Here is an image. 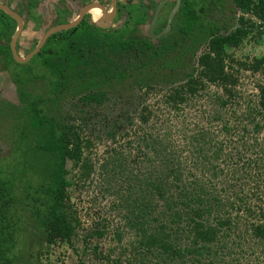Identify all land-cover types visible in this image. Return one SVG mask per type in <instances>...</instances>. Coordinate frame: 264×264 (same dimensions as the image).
Returning a JSON list of instances; mask_svg holds the SVG:
<instances>
[{
	"label": "trees",
	"instance_id": "1",
	"mask_svg": "<svg viewBox=\"0 0 264 264\" xmlns=\"http://www.w3.org/2000/svg\"><path fill=\"white\" fill-rule=\"evenodd\" d=\"M28 1L30 6L35 5L36 8L38 0H35L36 4H33L34 0ZM232 1L237 9L264 20V0ZM197 6V0H187L179 10L178 17L172 23V29L176 28L177 39L169 38L171 41L165 43V40L159 48L150 41L144 43L141 50L146 52L151 49L153 59L142 62L140 67L135 66L134 71H137L142 84H147L143 83L147 75L138 71L149 68L157 60L169 57L171 63L163 67L167 69V74L163 76L166 82L188 79L180 86L171 88V94L166 98L173 104L171 108L175 117H179L178 112H184L181 104H186V95L192 96L190 102L193 98L196 102L197 97L200 98L201 92L206 88L203 77L209 83L222 86L223 94H216L210 108L199 111V123L190 126L187 118L185 123L179 125L176 132L180 143L172 139L175 135L169 130V126L163 135L147 134L141 138L140 153L146 157V163H149L152 170L144 177H139V172L129 179L125 178L129 191L128 197L124 199L125 225L134 232L135 241L129 248L131 253L125 249L120 252L118 250L117 253L112 249L103 255L95 247L92 252L98 258L102 257L105 264H229L225 257L236 252L240 258L243 257V247L250 244L249 240L264 246V191L261 185L255 183L254 176L264 175V141L253 139L260 140L255 135L264 131V88L261 89L257 103L239 97L237 90L235 91L237 77L226 71L225 47L238 44L247 30L240 28L232 36L222 37L216 23L206 18L211 5L206 6L201 2L199 9ZM145 8L133 7L129 10L130 19L139 24L151 21L154 8ZM65 16L66 14L60 16L57 22L64 23ZM3 18L4 14L0 13V27L8 37L14 33L15 26L3 23ZM163 18V15L159 18L157 32L166 24ZM240 22L244 25V18ZM2 33L0 30V37ZM106 33L84 21L75 28L53 34L35 57L44 66L55 71H60L62 65L72 67L71 72L77 74L75 76H81L85 91H89L84 100L101 103L105 97L103 89H111L116 83L121 86L124 80L116 72L119 60L116 59L114 64L110 59L113 48L109 51L107 48L111 46V34ZM119 33L115 48L125 45L132 48L138 44L134 39L126 41L122 36L124 31ZM206 42L211 53L201 56L199 65L202 69L198 77L194 78V70L188 69L191 62L189 57L191 59L200 45ZM0 55L16 62L9 42L8 46L0 45ZM17 64L23 72H28L25 68L27 64ZM263 64L264 58H261L249 67L258 70ZM90 77H95L92 84L84 81V78L90 80ZM137 86L142 87L138 81ZM93 91L97 92L92 93ZM144 110L148 112L147 107ZM31 112L30 123L40 131L46 130L49 137L39 145V154L36 156L47 158L53 153L58 154L55 162L57 170H53L54 162L48 164L49 168L36 190L37 194L22 197L15 190L18 177L0 170V264H35L39 256L36 253L37 246L29 244H33L34 239L41 238L37 236L41 229L44 240L51 244L57 240L70 242L79 222L73 214L72 204L67 203L69 185L65 179L67 172L62 166V160L68 156L78 165L83 145L75 142L72 150L69 149L70 138L55 130L53 120L40 117L36 109ZM204 117L206 121L203 120ZM147 118L143 114V119ZM167 121L165 124L169 125V119ZM238 131L249 137L254 134L252 143L247 146L251 152L254 151V157L250 156L246 160L245 154H242L245 152H240V148L230 146L221 138L224 137L223 134L230 136ZM109 135L114 137L115 133L110 132ZM23 136L25 141L28 138L25 130ZM85 143L92 145L88 141ZM176 147H179L177 152ZM120 160L121 156L115 159ZM29 164L30 162L27 168ZM22 166L25 167L24 164ZM84 167V176H89L88 164L85 163ZM213 180L215 183L211 182ZM32 189L31 184L23 183L22 194H28ZM262 201L259 205L252 204ZM241 213L246 218L241 217ZM105 228V225H99L87 233L85 238H102ZM234 233L237 236L233 239ZM118 237L122 240L121 232Z\"/></svg>",
	"mask_w": 264,
	"mask_h": 264
},
{
	"label": "rangeland",
	"instance_id": "2",
	"mask_svg": "<svg viewBox=\"0 0 264 264\" xmlns=\"http://www.w3.org/2000/svg\"><path fill=\"white\" fill-rule=\"evenodd\" d=\"M9 1L16 10L25 14V30L18 40L17 48L19 55L25 57L36 47L42 36L58 23L56 9L60 5L65 6L66 2L69 8L73 6L75 10L69 18L72 19L76 17V10H79L87 0H41L42 3L34 0L33 4L38 3L36 8L35 5L30 6L28 0ZM105 1L109 2V0ZM160 1L119 0L120 12L115 21L110 22L106 28L101 27L107 32L106 34H111H109L111 46L107 50L113 48L110 52V59L114 61V64L116 59L119 60L116 63V72L118 76L124 78L121 86H117L116 83L111 89H103L105 97L101 103L84 100L89 91H85V86L81 83L83 79L80 78L81 76H75L77 74L71 72L72 67L70 66L62 65L60 71H55L44 66V63L35 57L24 63L27 64L25 65L28 69L26 73L14 60L5 61L0 56V170L18 177L15 183L16 193L20 197L36 195V190L42 184V179L49 168L48 164L54 162L53 170H57L55 162H57L58 154L53 153L47 158L36 156L39 154V145L46 142L49 137L46 130L40 131L30 123L32 109H36L40 117L53 120L56 125L55 130L70 138L69 149L72 150L75 142L83 145L82 158L78 165L73 158L68 156H64L62 160V166L67 172L65 179L69 185L67 203L72 204V210L75 212L73 214L79 221L76 232L70 242L57 240L51 244L44 240L41 229L37 235L41 238L34 239V243L29 244L37 246L36 253L39 256L35 264H105L102 257L98 258L92 252L95 247H98L103 255L112 249H115L117 253L123 249L130 250L131 244L135 241V234L125 225L124 205L126 203L124 199L129 195L125 178L129 179L132 175H138L139 172L141 174L138 176L144 177L152 170L149 163H146V157L140 153L141 138L147 134L163 135L169 126L171 127L169 130L175 135L171 136L172 139L178 141L180 137L176 131L179 125L185 123L187 118L190 126L199 123L201 121L199 111L210 108L216 94H223L222 86L209 83L203 77L206 88L201 92L200 98L198 96L197 102L194 98L190 102L192 96L186 95V104H181L184 112L176 113L179 117H175L173 115L175 112L171 108L173 104L166 98L171 94V88L180 86L188 79L184 78L172 83L167 80L166 82L163 76L167 74V69L163 67L171 63L169 57L162 61L157 60L151 63L149 68L138 71L147 75L143 81L147 84H142L134 68L135 66L140 67L141 63L149 58L152 60L154 55L151 49L143 52L142 46L150 41L156 48H159L165 40L166 43L171 41L169 38L177 39L176 28L173 27L169 34H166L165 39L151 40L147 35L150 20L145 24H139L136 20L130 19L129 10L133 7L146 9V6L153 9ZM178 1L183 4V1L187 0H171V5L168 6ZM197 1L198 9L201 2L206 6L211 5L206 12V18L216 23L220 36H232L240 28L247 30V34L241 37L238 44L225 47V66L228 73H233L237 77L235 91L237 90L239 97L257 103L261 96V89L264 88V64L258 70H253L249 66H252L255 60L264 58V20L257 15L237 9L232 0ZM241 18H244V25L240 22ZM6 19L10 20L8 17ZM96 24L92 22L90 25ZM0 28L4 32V29ZM119 31H124L122 36L126 41L134 39L138 44L132 48H127L126 45L115 48V42L119 39ZM11 36L10 34L6 37L2 33L0 45L2 46L3 42L4 46H8ZM208 52L211 53L208 43H202L191 59L189 57L191 62L188 64V69L189 71L194 70V78L198 77L202 69L199 65L201 56ZM135 74L136 77H134ZM83 77L86 76L83 74ZM84 79L88 84L95 82V77H90V80ZM137 81L142 87L137 86ZM145 107L148 112H145ZM143 114L148 116L147 120L143 119ZM167 119L170 121L169 125L165 124ZM203 120L206 121L205 117ZM23 130L28 135L25 141ZM110 132L115 133V136L110 137ZM223 135L224 137L221 138L226 140L230 146L235 145L240 148V152H245L242 154H245L246 160L250 156L254 157V151L251 152L247 147L252 143L251 138L254 134L249 137L238 131L230 136ZM255 136L260 139L253 138L255 141H264V131ZM87 141L92 145L90 143H88L90 146L85 145ZM178 149L179 147H176L175 151L177 152ZM141 150L144 151V149ZM119 156H121L120 162L115 161ZM28 162H30L29 168H27ZM85 163L88 164L89 176H84ZM254 176L255 183L261 185L264 191V175L258 177L255 174ZM214 181L211 182L215 183ZM23 183L33 186L28 194L25 192L22 194ZM262 203L263 201L252 204ZM240 216L246 218L242 213ZM99 225L106 227L104 237L85 238L87 233L98 228ZM120 232L122 240L118 237ZM234 234H232L233 239L237 236V233ZM249 241L250 244L243 247V257L240 258L237 252L225 257L229 264H264V246L258 245L254 240ZM27 242L29 243V240Z\"/></svg>",
	"mask_w": 264,
	"mask_h": 264
},
{
	"label": "flooded vegetation",
	"instance_id": "3",
	"mask_svg": "<svg viewBox=\"0 0 264 264\" xmlns=\"http://www.w3.org/2000/svg\"><path fill=\"white\" fill-rule=\"evenodd\" d=\"M40 3H42L41 2V0H38ZM66 1H68V0H66ZM163 1H165V0H161L160 2H158V4H160L161 2H163ZM170 1L171 0H168L167 2H166V4L164 5V7L161 9V11L159 12V15H158V19H157V22H156V25H155V29H154V32H155V34L156 35H158L159 33H161L165 28H166V26H167V24H168V21H169V17H170V14H171V12L173 11V9L175 8V6H176V4H177V2H175V3H172V6H168V5H171V3H170ZM0 3H2V4H4V5H7L8 7H9V9H11L13 12H15V13H17V14H19L21 17H22V19H23V22H24V28H23V31L22 32H24V30H25V21H26V18H25V14L24 13H21V12H19L18 10H16L15 9V7H13V5L11 4V2L9 1V0H6V1H0ZM94 3H98V4H101L104 8H105V10L107 11V13H109V14H112L113 13V1L112 0H109V2L107 3V1H105V0H87V1H85L82 5H81V7H80V9L79 10H76V12H77V14H76V17H74V18H72V19H69L70 17H71V15L73 14V10H75V9H73V6L71 7V8H69L68 6H67V4H66V2H65V6H62V5H60L57 9H56V15H57V18H56V21H57V19L60 17V16H62V15H64V14H66V16H65V22L64 23H71V22H73L77 17H78V15L80 14V12H81V10L85 7V6H87V5H91V4H94ZM185 3V1H183V4ZM158 4L156 5V7L154 8V11H153V14H152V19H151V21H150V23H149V26H148V29H147V35H148V30H149V27H150V25H151V23H152V21H153V18H154V14H155V11H156V8H157V6H158ZM183 4L182 3H180V8L176 11V13L174 14V16H173V19H172V22H171V29H172V23H173V21H174V19L176 18V17H178V14H179V10L182 8V6H183ZM41 4H39V6H40ZM168 9H167V8ZM164 9H167L166 11H164ZM164 12V13H163ZM0 13H2V14H4V22L3 23H6L7 25H10V26H15V32L17 31V27H18V23H17V21H16V19L13 17V15H11L9 12H7L6 10H3V9H1L0 8ZM102 13V12H101ZM101 13L99 14L100 15V17H102V19L100 18V20H96L97 19V13L94 11V10H91V12L89 11L84 17H83V19H82V21L80 22V24L82 23V22H84L85 21V23H87V24H92V22H95V23H97L96 25H94V26H96L95 28H97V27H102V28H105V27H103L101 24L102 23H104V24H107V26L109 25V23L110 22H114L115 21V19H116V16H117V14L119 13V0H117V12L115 13V15H114V17H113V19L112 20H108L106 17H105V15H101ZM91 15V16H90ZM162 15H163V21H165L166 22V24H165V26L163 27V29H161V31H159V32H157L156 30H157V27L159 26V18L160 17H162ZM6 17H8L10 20H7L6 19ZM56 23V22H55ZM60 24H63V23H60ZM59 23H57L55 26H57V25H60ZM79 24V25H80ZM55 26H53V27H55ZM77 27V26H76ZM171 29H170V31H171ZM1 30V32H2V29H0ZM169 31V32H170ZM15 32L12 34V36H11V39H10V41H9V45L11 44V41H12V38H13V36H14V34H15ZM4 33V35H5V32H3ZM22 34V33H21ZM169 34V33H168ZM21 36V35H20ZM165 36V35H164ZM43 37V36H42ZM148 37L151 39V40H155V38H151L149 35H148ZM163 37V36H162ZM161 37V38H162ZM20 38V37H19ZM160 38H156V40H159ZM19 40V39H18ZM41 40V39H40ZM39 43V42H38ZM2 44H3V42H2ZM37 46V45H36ZM18 48V43H17V47H16V49ZM10 49H11V47H10ZM32 51V50H31ZM30 51V52H31ZM17 52H18V50H17ZM29 52V53H30ZM28 53V54H29ZM18 54H20L19 52H18ZM13 55V54H12ZM1 56V59H3V60H5L6 61V58H5V56L4 55H0ZM14 57V56H13ZM15 59V58H14ZM17 62V61H16ZM19 63V62H18ZM21 64H23V63H21Z\"/></svg>",
	"mask_w": 264,
	"mask_h": 264
},
{
	"label": "water",
	"instance_id": "4",
	"mask_svg": "<svg viewBox=\"0 0 264 264\" xmlns=\"http://www.w3.org/2000/svg\"><path fill=\"white\" fill-rule=\"evenodd\" d=\"M112 1H113V13L112 14L107 13V11L105 10V8L101 4L94 3V4H91V5H87V6H85L81 10L80 14L78 15V17L73 22H71V23H65V24H60V25H57L55 27L50 28L43 35V37L41 38V40L39 41V43L37 44V46L29 54H27L25 57H21L18 54L17 49H16L17 43H18V39H19V37H20V35H21L22 31H23V28H24L23 19H22V17L19 14L15 13L11 9H9V7L7 5H4V4L0 3V8L3 9V10H6L11 15H13V17L16 19V21L18 23L17 31L15 32V34H14V36L12 38L11 44H10L11 51H12V54H13L15 60L17 62H19V63H27L28 61H30L32 58H34L42 50V48L46 44L47 40L53 34H55L57 32H60V31L69 30V29L75 28L76 26H78L80 24V22L82 21L83 17L89 11H91L94 8H100L102 14L105 15V17L108 20H112L113 17H114V15H115V13L117 12V0H112ZM167 1L168 0H165V1L161 2L160 4H158V6L156 8L153 21H152V23H151V25L149 27V30H148V35L151 38H155V39L156 38H161L162 36L168 34L169 31H170V29H171V22H172V19H173L174 14L179 9L180 1L177 2L175 8L171 12L170 17H169V21H168V24H167L166 28L161 33H159L158 35H156L155 32H154V29H155V25H156V22H157V19H158L159 12L164 7V5L166 4ZM101 25L103 27H105V28L107 27V24L102 23Z\"/></svg>",
	"mask_w": 264,
	"mask_h": 264
},
{
	"label": "bare ground",
	"instance_id": "5",
	"mask_svg": "<svg viewBox=\"0 0 264 264\" xmlns=\"http://www.w3.org/2000/svg\"><path fill=\"white\" fill-rule=\"evenodd\" d=\"M92 10H98L100 13H101V9L100 8H94V9H92ZM91 12V11H90ZM99 12H97V13H99ZM99 13V14H100ZM99 14H97V19L96 20H100V15ZM101 15H102V13H101ZM101 19H102V17H101Z\"/></svg>",
	"mask_w": 264,
	"mask_h": 264
},
{
	"label": "crops",
	"instance_id": "6",
	"mask_svg": "<svg viewBox=\"0 0 264 264\" xmlns=\"http://www.w3.org/2000/svg\"><path fill=\"white\" fill-rule=\"evenodd\" d=\"M94 11H95L96 13L99 12L98 10H94ZM99 13H100V12H99ZM99 13H97V14H99ZM100 18H101V17H100Z\"/></svg>",
	"mask_w": 264,
	"mask_h": 264
}]
</instances>
